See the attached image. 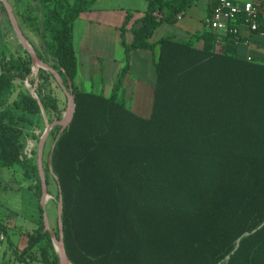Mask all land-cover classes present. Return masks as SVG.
Wrapping results in <instances>:
<instances>
[{
	"label": "trees",
	"instance_id": "trees-1",
	"mask_svg": "<svg viewBox=\"0 0 264 264\" xmlns=\"http://www.w3.org/2000/svg\"><path fill=\"white\" fill-rule=\"evenodd\" d=\"M196 1L147 0L146 12L132 23L133 13L127 12L123 67L104 97L74 84L73 24L96 0H31L52 65L37 55L67 89V79L73 83V119L61 133L58 125L51 129L43 162L47 186L48 175L56 184L55 208L62 195L63 242L71 264H264V64L239 57L236 44L245 38L230 33L219 38L208 29L182 40L157 37L163 23H175ZM242 24L238 17L229 26ZM137 50L155 52L148 118L134 114L124 97L130 54ZM25 55L0 51V169L18 167L35 182L31 188L39 201L37 149L31 158L23 155L22 128L44 126L41 108L52 114L50 123L61 119V110L46 89L52 76L44 70L38 100L24 90L13 97L14 81L31 73ZM33 140L38 144L39 137ZM43 229L41 216L21 256L44 241L41 261L58 264ZM53 232L58 237V217Z\"/></svg>",
	"mask_w": 264,
	"mask_h": 264
},
{
	"label": "crops",
	"instance_id": "crops-1",
	"mask_svg": "<svg viewBox=\"0 0 264 264\" xmlns=\"http://www.w3.org/2000/svg\"><path fill=\"white\" fill-rule=\"evenodd\" d=\"M237 4H242L246 0H232ZM260 4V23L264 29V0H258ZM148 7L147 0H96L92 8L80 15L73 24V46L77 58V75L74 80L76 88L82 91H90L97 95L109 97L112 87L116 83L120 71L123 67L124 50L121 44V27L127 12L133 13L134 20L144 15ZM158 17L163 16L162 12H157ZM180 18H176L175 23H163L159 28L157 37L173 36L177 39H187L195 33L208 30V22L211 19L210 6L207 0H197L191 5ZM184 22V23H183ZM130 25L127 26L129 30ZM183 23V24H182ZM240 36L248 43H237V54L241 58L255 60L264 64V37L250 34L244 26H240ZM219 38L224 37V32H217ZM126 40H131V33L128 31ZM202 46V41L197 43ZM155 54V52H154ZM147 50H137L130 54V65L128 74L124 77L123 88L127 107L136 115L148 118L151 115L154 86L155 69L154 55ZM55 96L54 94H52ZM60 105V98L56 96ZM42 116V113H41ZM44 129L46 120L43 117ZM21 128V127H20ZM41 127L32 126L22 128L25 132L30 131L31 137L25 134V139L33 135L39 136ZM42 132V131H41ZM41 136L39 137L40 140ZM47 144L45 142L42 150V165L47 158ZM37 163V162H36ZM8 171L10 183L7 188L15 191H30V200L36 199L38 212L33 214L32 223L28 226L3 223L0 216V264H44L41 261L40 247L44 241L33 246L27 255L21 256V252L27 246L28 233H32L39 227L40 218L46 215L49 228L54 231L56 226L57 208L54 205L56 184L54 179L48 175V198L42 208L37 200L33 189L34 181L23 176L18 167L3 168ZM1 171V169H0ZM2 207L0 206V209ZM1 215V213H0ZM44 226V225H43ZM7 228H14L17 240L11 241L8 238ZM26 238V244L21 245V240ZM55 249V248H54ZM31 255V257H28ZM52 259V255L49 256ZM32 258V259H31ZM50 264H56L50 262Z\"/></svg>",
	"mask_w": 264,
	"mask_h": 264
},
{
	"label": "rangeland",
	"instance_id": "rangeland-1",
	"mask_svg": "<svg viewBox=\"0 0 264 264\" xmlns=\"http://www.w3.org/2000/svg\"><path fill=\"white\" fill-rule=\"evenodd\" d=\"M9 3L16 21L30 47L36 52V54L45 57L47 59V63L52 65V59L48 55L45 54V46L41 39L40 33L37 29V22L33 20L35 14L38 13V9L35 3L31 2V0H7ZM73 2V0H70ZM184 23V22H183ZM182 23V24H183ZM49 41V39H46ZM197 45V43H196ZM4 50L5 54L8 56L9 54H13L14 56H22L26 57L25 50L22 48L20 43L18 42L14 30L10 24L8 15L6 10L4 9L1 1H0V51ZM41 69L35 70L31 65V73L26 76V78L16 79L14 81V94L19 90H24L29 92L31 95L36 93V87L39 83V74H41ZM45 71V70H44ZM47 72V71H46ZM63 83V82H62ZM47 90L54 94L55 98L58 96L60 98V105L58 104V108L61 110L60 117L62 118L65 115L66 109V96L62 88L58 85V83L51 77L48 78L47 82ZM65 86V84L63 83ZM58 102V100H57ZM59 103V102H58ZM42 119H44L50 124V120L53 119V116L50 112H45L41 108ZM48 114H50L48 116ZM41 120H38L40 123ZM41 131L39 136L43 135L44 127L40 126ZM28 137H31L30 131L25 132ZM24 138V137H23ZM29 138L28 140H30ZM39 142V141H38ZM47 148L49 149L51 145V137L50 133L46 139ZM35 144V150L38 151V144ZM37 162V158H36ZM10 176H8V171L6 169H1L0 171V209L1 217L4 219L5 224L10 223L9 225L17 224L24 226H28L32 223L33 214L38 212V207L36 206V199L33 201L30 200L31 194L30 191L24 189L23 191H15L7 188L6 184L10 183ZM8 238L11 241L17 240V234L15 235L14 228H7ZM26 244V238L23 236V240H21V245Z\"/></svg>",
	"mask_w": 264,
	"mask_h": 264
},
{
	"label": "water",
	"instance_id": "water-1",
	"mask_svg": "<svg viewBox=\"0 0 264 264\" xmlns=\"http://www.w3.org/2000/svg\"><path fill=\"white\" fill-rule=\"evenodd\" d=\"M4 9L7 12L10 24L14 30V33L16 35V38L18 40V42L20 43V45L22 46V48L28 53V55L30 56L31 59V65L34 67L35 70H38L39 68L44 69L45 71H47L48 73L51 74L52 78L58 83V85L62 88V90L65 93L66 96V109H65V115L58 121H53L52 123H48L46 122V127L45 130L43 132V135L41 136L39 142H38V151H37V166H38V171H39V178H40V185H41V196H40V206L43 208L45 205V201L46 199L49 197L48 196V189H47V184H46V178H45V173H44V169H43V165H42V150H43V146L45 144V141L51 131V129L58 125L61 127L60 133L65 130L71 123L72 119H73V115L75 112V100L74 97L70 91V88L72 87V81L68 78L67 79V83H68V87L69 89H67L63 83H62V79L59 75V73L54 70L53 68H51L47 63H45L37 54L36 52L30 47V45L27 43L17 21L16 18L14 16V13L9 5V3L7 2V0H0ZM35 99L38 100L37 95L34 93L32 95ZM57 136V139L60 136ZM56 139V140H57ZM55 144L52 145V148L50 150V154L48 157V168L49 171L52 174V155H53V149H54ZM54 176V175H53ZM56 182L57 178L54 176ZM62 211H63V206H62V195L61 192L59 191V199L57 202V217H58V228H59V235L58 237L54 234V232L49 228L48 223H47V218L46 215L43 214V225H44V232H47L52 240L53 246L55 248V251L57 253L58 256V264H71L67 253L64 249V242H63V225L61 222V215H62ZM248 233H244L243 237L247 236ZM240 239L237 240V245L236 248L239 244ZM230 258V256L226 257V261H228Z\"/></svg>",
	"mask_w": 264,
	"mask_h": 264
},
{
	"label": "built area",
	"instance_id": "built-area-1",
	"mask_svg": "<svg viewBox=\"0 0 264 264\" xmlns=\"http://www.w3.org/2000/svg\"><path fill=\"white\" fill-rule=\"evenodd\" d=\"M211 8V19L208 22V29H212L216 32H224V34L230 33L235 38L241 37L240 31L237 28H231L229 26L231 21L236 20L238 17H242L243 24L250 34H256L263 38L264 31L260 30V4L258 0H246L242 4H237L232 0H207ZM179 19L180 16H177ZM244 43H248L244 40ZM34 140H26L25 147L23 149V155L31 158L33 151L35 150Z\"/></svg>",
	"mask_w": 264,
	"mask_h": 264
}]
</instances>
